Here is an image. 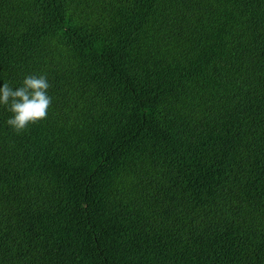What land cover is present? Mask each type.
<instances>
[{
	"label": "trees",
	"instance_id": "16d2710c",
	"mask_svg": "<svg viewBox=\"0 0 264 264\" xmlns=\"http://www.w3.org/2000/svg\"><path fill=\"white\" fill-rule=\"evenodd\" d=\"M27 74L52 103L0 107V264H264V0H0Z\"/></svg>",
	"mask_w": 264,
	"mask_h": 264
},
{
	"label": "clouds",
	"instance_id": "9594fccd",
	"mask_svg": "<svg viewBox=\"0 0 264 264\" xmlns=\"http://www.w3.org/2000/svg\"><path fill=\"white\" fill-rule=\"evenodd\" d=\"M51 84L45 74H27L19 83H0V107L11 115L7 125L17 133L47 117L52 96Z\"/></svg>",
	"mask_w": 264,
	"mask_h": 264
},
{
	"label": "bare ground",
	"instance_id": "6f19581e",
	"mask_svg": "<svg viewBox=\"0 0 264 264\" xmlns=\"http://www.w3.org/2000/svg\"><path fill=\"white\" fill-rule=\"evenodd\" d=\"M102 45V44H101ZM187 195V194H186ZM168 203V202H167ZM264 212V211H263ZM264 224V223H263ZM55 225V224H54ZM212 226V225H211ZM35 229V228H34ZM95 233V232H94ZM47 237V235H46ZM78 238V237H77ZM88 240V239H87ZM221 240V239H220ZM77 252V251H76ZM80 254V253H79ZM77 255V254H76ZM41 263V262H40ZM43 264V263H42ZM102 264V263H101Z\"/></svg>",
	"mask_w": 264,
	"mask_h": 264
}]
</instances>
